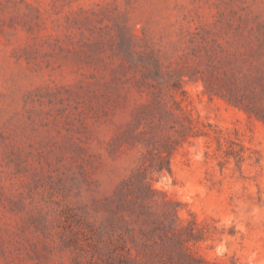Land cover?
I'll return each instance as SVG.
<instances>
[{"label":"rangeland","instance_id":"obj_1","mask_svg":"<svg viewBox=\"0 0 264 264\" xmlns=\"http://www.w3.org/2000/svg\"><path fill=\"white\" fill-rule=\"evenodd\" d=\"M173 82L208 136L153 186L225 232L206 259L264 264V0H0V264H75L69 224L105 223L146 150L117 139Z\"/></svg>","mask_w":264,"mask_h":264},{"label":"trees","instance_id":"obj_2","mask_svg":"<svg viewBox=\"0 0 264 264\" xmlns=\"http://www.w3.org/2000/svg\"><path fill=\"white\" fill-rule=\"evenodd\" d=\"M155 77L168 89L162 77ZM172 87L180 97L171 96L172 104L164 114L156 104L150 110L147 128L139 130L140 115L117 139L120 145L134 147L139 143L146 150L141 163L106 198L105 223L96 226L76 217L69 224L70 236L62 238V245L77 251L75 264H225L206 259L197 251L225 232L214 222L199 221L192 212L182 219L180 202L153 186L155 176L172 174V158L184 144L208 136L183 105L185 91L179 83ZM235 233L229 231V235Z\"/></svg>","mask_w":264,"mask_h":264}]
</instances>
